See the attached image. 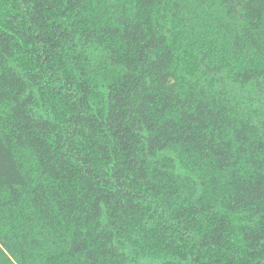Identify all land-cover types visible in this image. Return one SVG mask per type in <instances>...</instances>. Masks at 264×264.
Instances as JSON below:
<instances>
[{
    "label": "trees",
    "instance_id": "1",
    "mask_svg": "<svg viewBox=\"0 0 264 264\" xmlns=\"http://www.w3.org/2000/svg\"><path fill=\"white\" fill-rule=\"evenodd\" d=\"M226 7L0 0V264H264V0Z\"/></svg>",
    "mask_w": 264,
    "mask_h": 264
},
{
    "label": "snow or ice",
    "instance_id": "2",
    "mask_svg": "<svg viewBox=\"0 0 264 264\" xmlns=\"http://www.w3.org/2000/svg\"><path fill=\"white\" fill-rule=\"evenodd\" d=\"M131 7H135L139 3L140 7L145 10L157 9L161 13H168V10L171 9L170 17L175 19L178 16H183L186 12L196 15L200 20L206 19V15L203 14V10L209 6L214 7L216 10H219L222 5H226L225 11L227 14H235L240 16V9L245 7L251 0H128ZM172 25L169 23L168 31L171 33ZM158 45L153 43L151 47L155 48ZM11 55V52L7 46V40L0 37V119L4 115V95L8 91L6 85L9 84V80L5 79V76L12 78L13 72L11 70V65H9V71H5L4 65L7 64V57ZM164 60L159 61V68L161 72L163 71ZM152 67H157V65H152ZM172 87H175V84H172ZM30 103V101H28ZM108 179H121L115 176L108 177ZM3 192L0 191V199L3 198ZM114 199V197H113ZM103 209L98 206L97 215H102ZM3 225L0 224V230H2ZM87 232L85 231L83 235H80L78 238L74 237V242L76 245L83 246V241L87 239ZM99 237H97L98 239ZM35 241H39V236L33 237ZM39 248V245L37 244ZM79 251V247L76 249ZM45 255L51 257L54 256V252L45 253Z\"/></svg>",
    "mask_w": 264,
    "mask_h": 264
}]
</instances>
